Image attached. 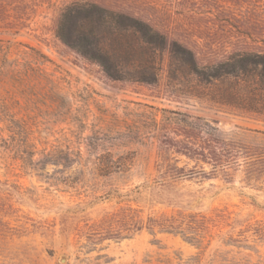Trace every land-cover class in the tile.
Instances as JSON below:
<instances>
[{
	"label": "rangeland",
	"instance_id": "1",
	"mask_svg": "<svg viewBox=\"0 0 264 264\" xmlns=\"http://www.w3.org/2000/svg\"><path fill=\"white\" fill-rule=\"evenodd\" d=\"M74 2L162 35L156 80L113 79L63 44ZM174 44L199 67L264 53V0H0V264H264V113L181 90ZM179 212L198 244L158 231Z\"/></svg>",
	"mask_w": 264,
	"mask_h": 264
},
{
	"label": "trees",
	"instance_id": "2",
	"mask_svg": "<svg viewBox=\"0 0 264 264\" xmlns=\"http://www.w3.org/2000/svg\"><path fill=\"white\" fill-rule=\"evenodd\" d=\"M55 33L63 44L98 64L113 79L156 80L164 38L140 20L92 3L74 2L63 9ZM170 56L168 71L172 80L184 85L181 90L233 108L264 113V53L235 52L219 63L200 67L192 51L177 44L171 47ZM186 72L194 78V84H187L188 80L181 82L179 76ZM147 187H136L120 197L135 201ZM166 204V207L185 209ZM156 223L159 232L176 234L193 244L204 237L198 230L195 214L190 212L162 217ZM152 227L147 230L154 232ZM181 264L210 263L200 252Z\"/></svg>",
	"mask_w": 264,
	"mask_h": 264
}]
</instances>
